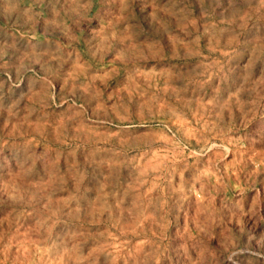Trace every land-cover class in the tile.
Instances as JSON below:
<instances>
[{"label": "rangeland", "instance_id": "obj_1", "mask_svg": "<svg viewBox=\"0 0 264 264\" xmlns=\"http://www.w3.org/2000/svg\"><path fill=\"white\" fill-rule=\"evenodd\" d=\"M0 264H264V0H0Z\"/></svg>", "mask_w": 264, "mask_h": 264}, {"label": "bare ground", "instance_id": "obj_2", "mask_svg": "<svg viewBox=\"0 0 264 264\" xmlns=\"http://www.w3.org/2000/svg\"><path fill=\"white\" fill-rule=\"evenodd\" d=\"M152 167V166H151Z\"/></svg>", "mask_w": 264, "mask_h": 264}]
</instances>
